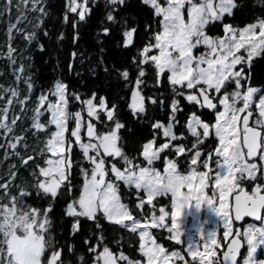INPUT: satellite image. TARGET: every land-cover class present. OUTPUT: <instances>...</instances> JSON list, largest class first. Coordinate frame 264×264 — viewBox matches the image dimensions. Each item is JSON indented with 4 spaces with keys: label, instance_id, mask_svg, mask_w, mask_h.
Masks as SVG:
<instances>
[{
    "label": "snow or ice",
    "instance_id": "snow-or-ice-1",
    "mask_svg": "<svg viewBox=\"0 0 264 264\" xmlns=\"http://www.w3.org/2000/svg\"><path fill=\"white\" fill-rule=\"evenodd\" d=\"M27 2L25 0V4ZM141 3L151 8L157 28L153 31L151 24H146V31L151 33L149 41L132 57L137 69L134 84L128 83L130 69L124 68L119 75L126 82L125 87H131L127 108L135 119L150 124L151 138L140 144L135 156H129L121 133L127 126L117 115V104L109 105L105 96L97 97L95 92L84 98L76 91L69 94L68 85L60 80L47 92L42 91L36 98L30 130L45 134L40 152L51 153L54 158L41 156L44 166L36 165L38 172L32 173L31 188L17 186L18 193L13 194L10 186L17 175L15 172L0 184L3 192L0 196V264H66L62 246L53 247L51 234L54 202L65 189L71 198L64 204L63 215L71 218L72 233L79 231L80 218L92 221L98 230L95 244L89 238L84 240L91 264H189L184 252L191 257V264H264V259L257 257L258 248L264 246V87L250 83L253 58L264 57V17H257L242 28L226 23L225 17H232L239 6L236 0H141ZM107 6L105 20L113 25L120 23L117 14L122 7H127V0H107ZM32 8H39L42 16L46 14L42 0H32ZM90 12V0H66L64 21L67 23L69 13L75 14L77 19L72 20L75 29ZM217 23L222 25V36L209 34V28ZM137 30L124 22L123 47L133 44ZM13 31H19L29 43L36 36L34 32L9 24V46L5 55L14 65ZM102 31L105 35L111 34L108 26ZM201 46L204 51L197 53ZM149 66L154 68L156 86L163 85L164 75L170 86L172 98L167 104L166 123L150 114L149 108L159 104L161 110L164 109L162 94L161 97L142 94L143 78ZM22 73V66H13L17 80L23 78ZM24 82L31 92L34 85L30 78H24ZM4 91L9 95L0 107V134L12 137L5 148L7 157L8 148L20 155L16 149L24 139L13 136L20 116L14 114L9 123L8 112L14 104L23 110L30 96L21 99L18 89L12 86ZM177 97H183L190 108L184 121L177 118L184 110ZM0 99L5 97L0 96ZM73 100L81 105L74 112L71 110ZM205 109L214 114V121L203 118ZM85 112L87 121L83 116ZM45 113H48L47 121L42 120ZM101 113L108 123L101 119ZM254 114L258 115L252 119ZM70 122H74V126L68 137L65 133ZM98 124L107 130H99ZM177 126L181 127L179 134L174 131ZM161 135L165 142L158 143ZM84 136L87 139H83ZM73 147L80 149L88 164V167H80L82 183L78 195L74 193L71 177ZM165 150L173 151L181 159L165 156L163 171H160L154 162ZM32 159V156L26 159L21 156L25 165ZM118 162H122L123 167L118 166ZM182 162L187 164L185 169L178 167ZM121 184L130 191L135 190L139 217L130 204L124 202ZM248 186H251L250 191L246 190ZM206 189L211 190L210 194ZM32 191L37 199L48 201L46 207L27 204ZM169 196L171 211L160 206L157 214V198ZM145 202L151 206L150 214L144 211ZM193 207L211 211L219 223L207 232H198L197 240L183 242L181 218L185 209ZM246 218L254 222L234 227L236 222ZM100 219L137 234L143 262L130 259L123 251L110 250ZM219 224L223 225L222 241L218 239ZM151 229L166 230L168 239L181 245L182 250H166ZM245 245L246 253L241 261L238 255ZM68 251L76 255L74 245L69 244ZM218 252H222V257ZM77 260L79 264H87L83 256H78Z\"/></svg>",
    "mask_w": 264,
    "mask_h": 264
},
{
    "label": "trees",
    "instance_id": "trees-1",
    "mask_svg": "<svg viewBox=\"0 0 264 264\" xmlns=\"http://www.w3.org/2000/svg\"><path fill=\"white\" fill-rule=\"evenodd\" d=\"M65 2L66 0H42V6L46 13L42 16L39 8L35 10L32 8V0H28L27 4H25V0H11L10 4L9 0H0V96L5 97V99H0V107L7 102L6 97L9 93H6L4 89L9 86L18 89L21 99L25 95L30 96V100L26 102V107L23 110L18 104H14L8 112L9 123L14 114L20 116L13 132V136L24 137L16 149L20 155L13 154V150L8 148L9 155L5 157L7 141L12 137H5L0 134V184L9 180L11 173L15 172L17 175L14 178V183L10 186V191L13 194L18 193L17 186L31 188L34 181L32 173L34 170L37 171V164H42L43 159L41 156L49 157L51 155L47 152L43 154L40 152L45 143V134L34 133L30 130V125L33 109L36 106V98L42 91L47 92L52 88L57 80L68 85L69 94L76 91L84 98L85 95L91 96L95 92L97 97L105 96L109 105L112 103L118 105L117 115L127 126L121 130V133L125 141L124 150L129 156L136 155L140 144L150 139L153 131L150 124L135 119L127 108L131 87H125L126 82L119 75V71L124 68L130 69L131 80L128 83L129 85L134 84L137 69L132 64V57L137 54L139 48H142L149 41L151 33L146 31V24H151L153 31L157 28V22L153 21L151 8L141 3V0H127V7H122L117 14L120 23L113 25L105 20L108 11L107 0H95L94 3H91L90 0V15L84 22H79L74 29L72 20L77 19L75 14L69 13L67 23L64 21ZM236 3L239 6L234 9L232 17H225L226 23L242 28L248 23L254 22L257 17H264V3H261V0H236ZM125 21L128 26L138 29L134 33L133 44L127 48L123 47L122 40ZM10 23L18 25V28L23 31L34 32L36 36V39L29 43L19 31L11 33V47L15 49L13 53L14 65L5 55L9 46L8 28ZM37 25L39 26L37 27ZM104 26L111 28L110 35L103 33ZM209 34L222 36V25L217 23L210 27ZM74 37H76L75 41ZM39 45H42L43 48L41 49ZM200 50H203L202 46L196 50L197 53ZM74 53L75 55H73ZM152 54H155V51ZM13 66L16 68L22 66V79H16L13 74ZM245 71H249L247 66ZM24 78H30L33 83L34 87L31 92L27 89ZM143 79L142 94L158 97H161L162 94L161 98L165 100L163 110H161L159 104L154 108L150 105V114L166 123L169 112L167 104L170 103L172 98L166 75L163 76V85L156 86L154 68L149 66L146 68V75ZM250 83L255 87H264V57L253 58L250 68ZM177 99L184 106V110L177 114V118L184 121L190 108L183 97H177ZM96 102L98 103V99ZM80 108L79 102L73 100L71 110L74 112ZM83 116L87 121L86 112L83 113ZM203 118L205 120H215L214 114L206 109ZM47 119L48 113H45L42 120L47 121ZM101 119L108 123L103 113H101ZM92 122L96 123V121ZM72 126H74V122H70L69 129L65 133L68 137L71 135ZM97 128L101 131L107 130L104 125L100 124L97 125ZM128 128H131L132 131L128 132ZM174 131L179 134L181 127L177 126ZM83 139H86V137L84 136ZM163 142L165 140L161 135L158 143ZM30 155L35 156L34 160L27 165H22L21 156ZM165 156L169 159H181L176 157L173 151L165 150L160 159L154 162V166L160 171L163 170ZM71 158L73 160L72 184L75 186L74 193L78 195L79 186L82 183L80 167H88V164L83 160L78 147H73L71 150ZM140 159L142 160V158ZM118 166L123 167L122 162H118ZM178 167L185 169L187 164L182 162ZM120 191L124 202L129 203L136 216L139 217V210L135 208L137 202L135 190L130 191L121 184ZM0 196H3L2 191H0ZM70 198L71 196L65 189L61 197L54 202V210L51 213L53 243L62 246L66 264L69 261H71V264H79L78 256H83L87 260V264H91V256L87 251L84 240L89 238L91 243L95 244L98 230L92 221L80 218L79 231L72 233L71 224L69 223L71 218L63 215L64 204ZM26 202L41 209L46 207L48 203L43 198L37 199L35 191H32L31 199ZM156 205L158 209L160 206H165L169 210L170 197L157 198ZM150 209L151 206L145 202L144 211L150 214ZM100 223L103 226L105 243L110 250L114 253L123 251L125 255L133 260H143L141 253L138 251L139 238L137 234H132L127 229L109 223L104 219H100ZM151 231L156 240L162 243L163 246L169 248L172 246L171 241L166 237L167 232L165 230L151 229ZM69 244L74 245L76 255L69 253ZM219 255H221V252H219Z\"/></svg>",
    "mask_w": 264,
    "mask_h": 264
},
{
    "label": "rangeland",
    "instance_id": "rangeland-1",
    "mask_svg": "<svg viewBox=\"0 0 264 264\" xmlns=\"http://www.w3.org/2000/svg\"><path fill=\"white\" fill-rule=\"evenodd\" d=\"M203 51H204V48H203V50H200V52H203ZM198 53H199V51H198ZM253 108H254V105H253ZM254 115L255 116L253 118L255 119L256 115H258V114H254ZM51 127H52V130H55L54 126H51ZM84 131H86V127H85ZM86 139H87V137H86ZM73 140H74V138H73ZM50 157L54 158V157H52V154ZM163 167H164V164H163ZM210 191H211L210 189H206V192H209V194H210ZM156 210H157V214H158L157 205H156ZM167 211H169V212L171 211V202H170V208ZM167 222L169 224L171 223L170 218L167 219ZM218 223H219L218 218L211 211H209L207 209L202 208L200 210H196L194 207L189 208V209H185L183 216L181 218V230H182V238L181 239L183 242L195 241L198 239V232H200V231L207 232V231L213 229ZM222 238H223V225L219 224L218 239H220L222 241ZM202 250H203V248L201 247V251ZM245 253H246V245H245ZM183 254L186 257V260L189 261V264H191V257H188L186 252H184ZM218 254H219V252H218ZM257 257L260 259H264V246H262L261 248H258ZM181 263L183 264V262H181Z\"/></svg>",
    "mask_w": 264,
    "mask_h": 264
},
{
    "label": "flooded vegetation",
    "instance_id": "flooded-vegetation-1",
    "mask_svg": "<svg viewBox=\"0 0 264 264\" xmlns=\"http://www.w3.org/2000/svg\"><path fill=\"white\" fill-rule=\"evenodd\" d=\"M254 117V116H253ZM252 117V119H254ZM30 156H32L33 157V159L31 160V161H29L27 164H29V163H31L33 160H34V158H35V156H33V155H30ZM51 156V155H50ZM49 156V157H50ZM25 159L27 158V156H25L24 157ZM71 160H72V158H71ZM72 162H73V160H72ZM21 163H22V165H25V164H23V162H22V160H21ZM41 166H44V160L42 161V164H41ZM72 170H73V167H72ZM71 170V177L73 178V171ZM37 171H38V169H37ZM73 180V179H72ZM248 189V190H247ZM246 190L247 191H250L251 190V186H248V187H246ZM69 223L70 224H72V220L70 219L69 220ZM247 223H252V222H249L248 220H245L244 221V223L243 224H247ZM242 224V225H243ZM236 227V226H235ZM166 231V230H165ZM167 232V231H166ZM168 236H169V234H168V232H167V239H168ZM171 241V240H170ZM158 242V241H157ZM158 243H160V242H158ZM171 243H172V246L169 248V247H165V246H163V244L162 243H160L163 247H165L166 248V250H169V251H171V250H176V249H181V246L180 245H178V244H176V243H174L173 241H171ZM53 247H60V246H58V244L57 243H53ZM182 250V249H181ZM50 252H51V248L49 249V254H50ZM222 253V252H221ZM245 253V246H244V248H243V251L241 252V256H240V259L239 260H241L242 261V258H243V254ZM141 261H143V260H141ZM182 264V263H181Z\"/></svg>",
    "mask_w": 264,
    "mask_h": 264
},
{
    "label": "water",
    "instance_id": "water-1",
    "mask_svg": "<svg viewBox=\"0 0 264 264\" xmlns=\"http://www.w3.org/2000/svg\"><path fill=\"white\" fill-rule=\"evenodd\" d=\"M23 164H24V163H23ZM245 220H248L249 222H254V221L252 220V218H246ZM245 220L240 221V222H236V223H235L236 227H241ZM257 223H258V222H257ZM225 248H226V245H225ZM243 248H244V247H243ZM243 248L241 249V252L243 251ZM240 256H241V254L238 255V259H240ZM221 257H222V253H221Z\"/></svg>",
    "mask_w": 264,
    "mask_h": 264
}]
</instances>
